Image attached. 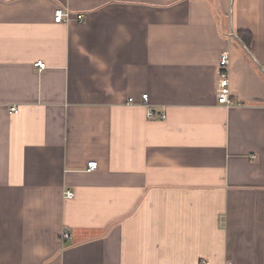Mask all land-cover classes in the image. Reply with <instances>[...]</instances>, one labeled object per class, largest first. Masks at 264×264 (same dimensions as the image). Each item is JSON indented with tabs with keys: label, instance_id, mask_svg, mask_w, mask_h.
<instances>
[{
	"label": "crops",
	"instance_id": "1",
	"mask_svg": "<svg viewBox=\"0 0 264 264\" xmlns=\"http://www.w3.org/2000/svg\"><path fill=\"white\" fill-rule=\"evenodd\" d=\"M0 264H264V0H0Z\"/></svg>",
	"mask_w": 264,
	"mask_h": 264
},
{
	"label": "built area",
	"instance_id": "2",
	"mask_svg": "<svg viewBox=\"0 0 264 264\" xmlns=\"http://www.w3.org/2000/svg\"><path fill=\"white\" fill-rule=\"evenodd\" d=\"M72 12L65 8V7H58L54 12V20L56 23H66L68 24L72 19ZM78 20L83 19V14L79 13L77 15ZM229 64V54L227 51L223 52L220 59V81L218 84L217 89V100L218 103L226 106L231 107L234 105V100L231 97V90H230V79L227 72H225L226 67ZM34 66L38 68L39 71H43L46 69L47 65L45 62L39 60L34 63ZM148 94L143 95V100L145 102H148ZM130 102H132V99H130ZM11 110L14 113H18V109L16 107H12ZM149 117H153L154 113L149 111L148 113ZM98 168V161H89L87 163V169L88 171H95ZM74 196V193L71 191L66 192V197L72 198ZM71 237L70 230L66 229L63 231L61 235V239L65 240Z\"/></svg>",
	"mask_w": 264,
	"mask_h": 264
},
{
	"label": "trees",
	"instance_id": "3",
	"mask_svg": "<svg viewBox=\"0 0 264 264\" xmlns=\"http://www.w3.org/2000/svg\"><path fill=\"white\" fill-rule=\"evenodd\" d=\"M237 35H238V39L242 43V45L246 49H249L251 42H252V35L249 34L248 32H244V31H239Z\"/></svg>",
	"mask_w": 264,
	"mask_h": 264
}]
</instances>
